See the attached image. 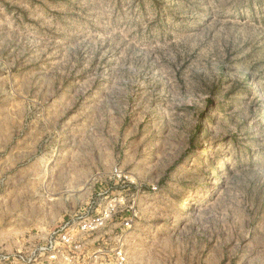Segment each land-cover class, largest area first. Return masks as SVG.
Returning a JSON list of instances; mask_svg holds the SVG:
<instances>
[{
    "label": "rangeland",
    "instance_id": "obj_1",
    "mask_svg": "<svg viewBox=\"0 0 264 264\" xmlns=\"http://www.w3.org/2000/svg\"><path fill=\"white\" fill-rule=\"evenodd\" d=\"M113 201L90 251L264 264V0H0V255Z\"/></svg>",
    "mask_w": 264,
    "mask_h": 264
},
{
    "label": "built area",
    "instance_id": "obj_2",
    "mask_svg": "<svg viewBox=\"0 0 264 264\" xmlns=\"http://www.w3.org/2000/svg\"><path fill=\"white\" fill-rule=\"evenodd\" d=\"M110 203L95 214L75 213L51 229L44 238L29 241L15 254L0 255V264H127L123 250L108 247L90 251L87 239L107 227L116 204Z\"/></svg>",
    "mask_w": 264,
    "mask_h": 264
}]
</instances>
